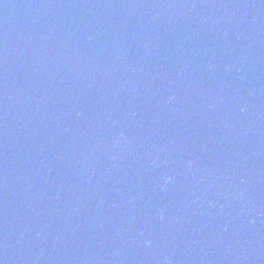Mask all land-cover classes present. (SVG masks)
Segmentation results:
<instances>
[{"label":"water","instance_id":"obj_1","mask_svg":"<svg viewBox=\"0 0 264 264\" xmlns=\"http://www.w3.org/2000/svg\"><path fill=\"white\" fill-rule=\"evenodd\" d=\"M0 264H264V0H0Z\"/></svg>","mask_w":264,"mask_h":264}]
</instances>
